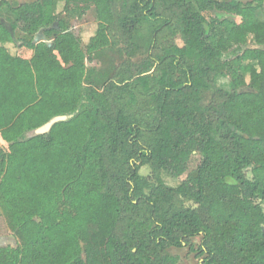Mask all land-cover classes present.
I'll return each mask as SVG.
<instances>
[{
    "label": "trees",
    "instance_id": "obj_1",
    "mask_svg": "<svg viewBox=\"0 0 264 264\" xmlns=\"http://www.w3.org/2000/svg\"><path fill=\"white\" fill-rule=\"evenodd\" d=\"M0 138V264H264L261 1L0 0Z\"/></svg>",
    "mask_w": 264,
    "mask_h": 264
},
{
    "label": "rangeland",
    "instance_id": "obj_2",
    "mask_svg": "<svg viewBox=\"0 0 264 264\" xmlns=\"http://www.w3.org/2000/svg\"><path fill=\"white\" fill-rule=\"evenodd\" d=\"M17 5H22L26 3L33 2L35 0H10ZM242 3H246L250 0H240ZM262 3V12H263V18H264V0H260ZM257 4V3H256ZM56 13L61 14L64 20H66L68 24V28L70 31L79 39L80 45L82 48L85 47L89 39L93 36L98 20H97V15L94 10H90L88 13H86L82 18H66L65 13H64V8L62 4H58L56 8ZM57 15V14H56ZM209 18L213 17H218L219 19H222L223 17H226L224 14H218V13H209L207 14ZM58 17H60L58 15ZM65 17V18H64ZM104 18V17H102ZM236 25L240 28H245L247 18L245 16V10H238L237 14L233 17ZM22 35L20 32H14L13 33V38L15 39V43L13 44H7L6 47L10 54L19 56V57H24L27 58L29 57V52L24 49L18 47V39L21 38ZM44 41L46 43H50L49 40H46L45 37L42 34L38 35V40L37 42ZM177 44L182 47L183 44L182 42L177 38L176 39ZM254 76V75H253ZM253 81L257 82L259 81L260 77L254 76L252 77ZM247 82H250V77L247 78ZM256 84V83H255ZM40 135L33 136V137H39ZM6 144L2 141L0 138V147H4ZM197 159L196 157L193 158L189 165V171H191L196 165H197ZM140 174L147 176L149 174V170L146 167H143L140 170ZM187 176V173L179 177L178 179H173L170 177H167L166 175H163L164 182L169 185V186H176L178 185L182 180H184ZM18 241L15 239V237L12 235V233L9 231L8 227L6 226V223L0 213V246L1 247H15ZM201 243L200 237H196L192 240V244L194 246V249H196L199 244ZM170 254L176 255L179 258V263L178 264H200L201 259L197 258L194 252H190L188 247H182L180 249H171Z\"/></svg>",
    "mask_w": 264,
    "mask_h": 264
},
{
    "label": "water",
    "instance_id": "obj_3",
    "mask_svg": "<svg viewBox=\"0 0 264 264\" xmlns=\"http://www.w3.org/2000/svg\"><path fill=\"white\" fill-rule=\"evenodd\" d=\"M12 35V33H11ZM71 116H56L54 118H52L51 120H49L46 124H44L43 126L35 129L34 131H32L30 133V136H37V135H44L46 133H48L51 129V127L59 122H63L66 121L67 119H69Z\"/></svg>",
    "mask_w": 264,
    "mask_h": 264
}]
</instances>
